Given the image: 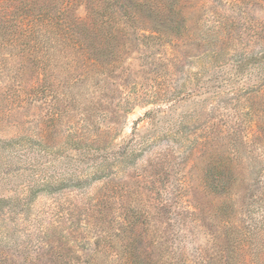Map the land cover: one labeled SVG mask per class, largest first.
I'll return each mask as SVG.
<instances>
[{"label":"rangeland","instance_id":"374dc122","mask_svg":"<svg viewBox=\"0 0 264 264\" xmlns=\"http://www.w3.org/2000/svg\"><path fill=\"white\" fill-rule=\"evenodd\" d=\"M177 2L178 33L127 25L99 76L42 60L0 13V264H84L128 216L152 261L215 264L232 193L211 176L230 170L264 216V0Z\"/></svg>","mask_w":264,"mask_h":264},{"label":"trees","instance_id":"16d2710c","mask_svg":"<svg viewBox=\"0 0 264 264\" xmlns=\"http://www.w3.org/2000/svg\"><path fill=\"white\" fill-rule=\"evenodd\" d=\"M80 7L85 9L83 18L77 15ZM0 13L20 14L24 21L20 39L29 48L40 47L42 60L45 56L55 60L69 58L83 66L86 76H99L102 70L109 68L111 71L122 61L124 44L118 49V42L125 38L123 32L128 29L127 25H146L144 30L166 37L168 31L178 33L182 21L177 0H0ZM229 173L232 174L227 180L221 175L211 176L214 183L227 186L223 192L232 193V200L224 205L227 211L220 219L221 228L214 236L215 244L222 239V250L216 253L215 264H264V216L258 214L260 209L256 204L247 202V195H241L238 182H244L246 175L240 179L241 175L233 174L234 170ZM235 189L237 192L233 193ZM236 198L237 201L241 199L240 203ZM244 219L249 220L247 226L242 224ZM121 220L123 238H102L101 249L84 253V264H166L162 260L152 261L148 251L140 254L135 247L136 240L125 234V230L130 229L138 237L152 240L149 230L141 226L145 225L144 221L134 222L131 216ZM116 240L121 245L113 253L111 249L115 248ZM58 248L53 249L55 258L61 256V248ZM41 257L42 254L38 255L33 264H38ZM73 261L81 264L80 256L75 254Z\"/></svg>","mask_w":264,"mask_h":264}]
</instances>
